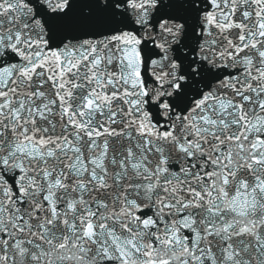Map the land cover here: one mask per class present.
<instances>
[{
    "label": "snow or ice",
    "instance_id": "snow-or-ice-1",
    "mask_svg": "<svg viewBox=\"0 0 264 264\" xmlns=\"http://www.w3.org/2000/svg\"><path fill=\"white\" fill-rule=\"evenodd\" d=\"M0 264H264V0H0Z\"/></svg>",
    "mask_w": 264,
    "mask_h": 264
}]
</instances>
